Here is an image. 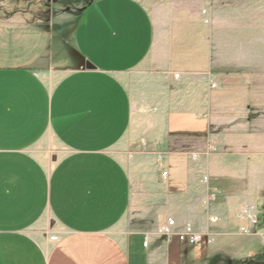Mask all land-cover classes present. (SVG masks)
<instances>
[{
    "label": "crops",
    "instance_id": "crops-1",
    "mask_svg": "<svg viewBox=\"0 0 264 264\" xmlns=\"http://www.w3.org/2000/svg\"><path fill=\"white\" fill-rule=\"evenodd\" d=\"M66 12L0 3V264H159L154 251L180 264L188 243L125 226V144L151 166L148 187L168 190L158 228L172 217L238 233V206L264 202V0ZM209 186L220 192L206 205Z\"/></svg>",
    "mask_w": 264,
    "mask_h": 264
},
{
    "label": "rangeland",
    "instance_id": "rangeland-1",
    "mask_svg": "<svg viewBox=\"0 0 264 264\" xmlns=\"http://www.w3.org/2000/svg\"><path fill=\"white\" fill-rule=\"evenodd\" d=\"M25 1L27 0H0V3L22 5ZM31 1L51 4V6L58 7L61 11L73 13L77 6L83 4L85 0ZM255 111L257 116L261 114L264 119V103L262 108H257ZM252 115H254V112H252ZM118 154L128 168L132 179V204L126 217L125 226L127 229L149 227L152 233L158 235V223H156L158 221L156 219L167 206L164 197L166 194L168 195V190L159 187L157 184L150 188L148 187L149 184H153L151 166L147 163L142 167L135 165L128 145H122ZM262 191L264 200V189ZM148 199L151 203H148ZM242 205L249 206L257 217L263 220L262 225H264V202L262 211H259V207L252 202H243L238 208ZM231 215L229 219H232ZM231 231L229 234L220 236L213 234L210 241L206 240L205 243H198V245L183 243L184 247L181 250L182 258L180 264H264V240L257 236H243L234 232V228ZM203 238L206 237L204 236ZM174 254L177 257L179 256L178 251L176 253L154 251V256L160 262L159 264H173Z\"/></svg>",
    "mask_w": 264,
    "mask_h": 264
},
{
    "label": "built area",
    "instance_id": "built-area-1",
    "mask_svg": "<svg viewBox=\"0 0 264 264\" xmlns=\"http://www.w3.org/2000/svg\"><path fill=\"white\" fill-rule=\"evenodd\" d=\"M203 14H206V9L202 10ZM203 21L205 23L210 22V18L207 16H204ZM177 76V74H175ZM215 84L212 83L211 86H214ZM161 157L158 156V159ZM167 174L166 170L161 171V176L165 177ZM207 176L203 177L204 183H207L208 181ZM219 189L214 186H209L207 188V195H206V205H209L213 201L216 200ZM236 218L240 221V225L238 227V234L241 235H259L262 239H264V230L259 231V219L257 215L250 209L247 205H242L238 208L236 212ZM209 222H216L218 220L217 215L210 214L208 215ZM158 232L160 235H163L167 239L171 237H176L179 241L186 242L188 244H198L201 240L203 235L206 236L207 241L211 240L212 233L207 232H200L197 231L194 226L189 223L185 222L182 225H178L174 218L167 217L166 221L160 225L158 228ZM50 240H57V235H50ZM147 244V241L144 242V245Z\"/></svg>",
    "mask_w": 264,
    "mask_h": 264
},
{
    "label": "water",
    "instance_id": "water-1",
    "mask_svg": "<svg viewBox=\"0 0 264 264\" xmlns=\"http://www.w3.org/2000/svg\"><path fill=\"white\" fill-rule=\"evenodd\" d=\"M86 66H87V67H90V65H89V64H87Z\"/></svg>",
    "mask_w": 264,
    "mask_h": 264
}]
</instances>
